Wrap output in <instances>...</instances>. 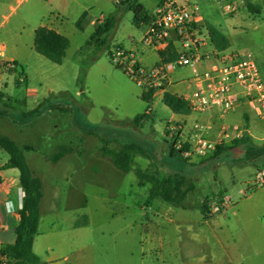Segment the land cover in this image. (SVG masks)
Wrapping results in <instances>:
<instances>
[{
	"label": "rangeland",
	"instance_id": "1",
	"mask_svg": "<svg viewBox=\"0 0 264 264\" xmlns=\"http://www.w3.org/2000/svg\"><path fill=\"white\" fill-rule=\"evenodd\" d=\"M46 1L27 0L19 13L28 7L33 16L12 35L4 29L0 32V45L6 46V57L18 59L19 70L23 67L28 75V84L17 82L10 91L18 104L10 105L8 116L18 126L5 119L6 123L0 121V133L9 135L21 147H34L33 151H25V156L31 171L44 182L42 230L62 232L60 236L54 234L50 242L66 248L71 264H141V243L154 241L156 236L169 239L175 230L170 228L179 225L183 228L174 232L173 239L190 244L195 258L207 255L223 264H264V187L251 190L249 185L247 196L237 195L236 191L252 179L254 168L246 166L247 160L254 158L247 154L249 148H254L251 139L230 156L225 152L216 158L171 157V149L178 148L165 131L180 124L176 123L179 117L161 102L150 104L142 100L144 87L128 76L126 61L114 55L118 46L124 51L134 48L135 52H126L133 55L136 67H142L138 59L145 52L148 54L143 58H151L149 65L157 62L158 53L142 43L148 24L137 27L133 11L117 7L112 0H48L50 7ZM139 1L147 8L158 2ZM56 9L62 11L57 15L60 21L57 28L70 41L61 65L53 64L34 50V29L46 23ZM108 18L116 22L106 36V46L88 45L97 27ZM233 18L219 15L220 21ZM239 20L243 28L234 39V48L254 57L264 81V6L257 15L245 11ZM189 76L187 69H179L172 81ZM30 91H36L37 96L26 95ZM38 100L45 101V108L24 118L23 114L34 109ZM6 110L0 103V112ZM244 110L252 118L256 116L247 107ZM143 114L147 117L143 128L138 129L131 121ZM103 140L113 150L130 143L140 145L146 156L137 157L133 170L123 173L101 156ZM62 147H71L74 152L57 164L46 160ZM243 148L248 149L242 151ZM229 165L233 166L232 171ZM138 169L165 176L180 173L187 185L193 184L196 189L189 194L185 207L159 199L151 201L148 207L150 185H139ZM215 175L218 188L233 193L234 207L223 217L224 226L228 227L224 248L216 245L198 222L202 219L203 205L209 206V202L223 196L212 188ZM171 209L178 212L175 216L178 222L172 226L170 217L165 215ZM77 216L80 223L88 217L91 222L79 237L70 228ZM77 243L88 247L82 253L70 254ZM53 257L55 261L61 259L59 251Z\"/></svg>",
	"mask_w": 264,
	"mask_h": 264
},
{
	"label": "built area",
	"instance_id": "2",
	"mask_svg": "<svg viewBox=\"0 0 264 264\" xmlns=\"http://www.w3.org/2000/svg\"><path fill=\"white\" fill-rule=\"evenodd\" d=\"M117 7H124L125 0H112ZM222 12L234 15L240 10L236 1L224 2ZM142 43L156 51L174 54V60L151 69L136 67L133 55L116 48L115 56L126 61V72L130 78L144 87L145 91H162L170 74L176 70L190 68L193 71V91L183 97L193 114L205 115L217 112L223 116L236 113L247 107L260 118H264V81L253 56L244 52H207L211 42L210 32L198 5L186 1L161 0L152 20L142 37ZM4 46H0V94L9 84L24 83V77L15 61L6 57ZM167 57V56H166ZM210 61L211 63H207ZM206 128L196 122L190 129L189 137L183 141L184 129L181 124L171 126L169 138L180 150L185 145V158H205L213 154L218 146L241 139L247 132L238 126L222 128L217 141L205 136ZM250 187V186H248ZM247 187L246 192L249 191ZM253 188L264 187V166L256 173ZM232 205L229 195L209 203L210 215L226 213Z\"/></svg>",
	"mask_w": 264,
	"mask_h": 264
},
{
	"label": "crops",
	"instance_id": "3",
	"mask_svg": "<svg viewBox=\"0 0 264 264\" xmlns=\"http://www.w3.org/2000/svg\"><path fill=\"white\" fill-rule=\"evenodd\" d=\"M26 1L27 0H0V32L4 29L7 34L12 35L13 31L17 30L20 24L21 25L26 24L28 17L33 16V13L31 12L29 13L28 11V9L31 10V8H28V7L24 10V12L21 15L19 13V11L25 7ZM175 1L178 2L179 4H184L186 1H189L193 4L198 5L200 10L202 11V14L204 15L207 25L209 24V25L214 26L216 29L222 32L229 39L230 47L227 50L223 51V53L237 52L236 49L234 48V39L237 37L238 31L243 28L239 20L240 15H242V13H244L245 11H248L250 14L257 15L261 13L262 6H264V0H175ZM229 1H236L240 4V10L234 15H225L222 12L221 8H222L223 3L229 2ZM137 2L138 4L143 6L144 10L147 12L148 16L152 20V16L155 10L157 9L159 3L161 2V0H158V2L152 8H147L145 4L141 3L139 0H137ZM259 4H261L262 6L260 7ZM46 5L50 7V2L48 0L46 1ZM53 12L54 13L51 14V16L47 18L46 23L40 24L38 27L44 26V27L55 30L56 32L62 34V30L57 28V25L60 22L58 20L59 16L57 15H60L62 11L56 9ZM219 15H222L225 17L227 16L234 17V18L233 20H229V21L227 20L220 21ZM43 16H44L43 18H46L45 14ZM148 25H147V28H148ZM38 27H36L34 31ZM0 46H4L5 51H6L5 45H0ZM126 51L135 52L134 48L132 50H126ZM205 51L215 52L217 50L214 48L213 44H210L206 47ZM145 53L148 54L147 52ZM146 54L139 56L138 60L140 61L141 66L148 70H151L159 66L163 62L159 56V60L157 62L153 61V63L149 65V63L147 62L151 58H143V56H145ZM9 59L19 64L18 59L14 57H11ZM207 63H211V62L208 61ZM20 68H21L22 75L24 77L23 84H28V75L25 72L23 67H20ZM184 69H187L189 71L190 76L188 78H183V79H180L174 82L172 81V77L176 74L177 70L172 72L167 80L166 85L162 89V91L157 92L156 94L154 93L150 104H153L155 101L163 103V96L165 92H170L179 97H185L186 95L190 94L193 91L194 89V86L192 83L193 71L190 68H184ZM178 86L183 87V89H181L180 91L178 89L176 90V87ZM12 88H13V84H9L6 90L4 91V94L7 95L8 97H12L10 94V91ZM26 95L30 97H36L37 93L36 91H30ZM35 105L36 106L34 109H32L28 113L23 114L24 118L32 116L36 112L37 113L41 112V110L45 108V101L38 100ZM150 111L152 112L151 108H150ZM9 117L10 116L0 118V121H5L6 123L5 119H7V121L10 122L12 125L18 126V124L14 122L13 120L10 121ZM175 117H179L176 123H180L183 126V129H184L183 141H185V139L189 137L188 134L193 124L196 122H199L206 128L205 136L212 141H217L219 139L220 133L223 127L238 126L240 128H244L247 130L245 135L250 137L252 143L254 144V148H260L264 144V118H260L257 115L254 118H252L251 115L247 111L244 110V107L241 108L239 112L230 113L225 116L214 111V112H211L205 115H196V114L191 113L190 115H175ZM170 128L171 127H167L165 133H168ZM0 134L4 136H9L3 133H0ZM241 147H244V146H241ZM238 148L239 147H237V149ZM245 149H248V148H243L242 151ZM234 150H236V148L226 153L228 155L229 154L232 155L233 154L232 151ZM71 154L72 153L68 154L63 159H61L59 162L66 159ZM212 156H214V154L208 155V157H212ZM49 158H47L46 160L48 161ZM9 159H10L9 155L0 149V251L6 246L12 245L16 242V229L20 224V219H21L20 212L23 207V198H24V191L20 183V172L17 169H6V165L8 164ZM192 162L196 163L194 160H192ZM226 164L227 163H223L222 166H226ZM247 165L252 166L254 168L251 173L252 179L250 180V182L248 181V183H245L244 186L237 188L236 190L237 195L247 196L246 189L254 181L257 171L264 166V158L262 159L261 158L260 159L259 158L258 159L249 158L246 162V166ZM229 169L232 171L234 168L232 165H229ZM197 175H199V173H197ZM193 176L194 174H192V177ZM42 183H43V192H44L43 180H42ZM212 188L216 190L215 193L222 192V195H226V194L229 195L233 202V193H228L226 189L218 188L217 175H215V181L212 183ZM188 199H189V195L187 197L186 202L188 201ZM43 200H44V194H43L41 208H40L41 209L40 226H39L38 235L34 241L33 251L40 259L39 264H62V263L71 264L69 263L71 260L70 255L66 254V251H65L66 248L60 245H55L57 246L55 247L50 242V238L53 237L54 234L55 235L59 234L60 236L62 232L61 231L56 232V230L54 229H49L48 231L42 230ZM233 207L234 206L232 204L226 213H228L230 209ZM209 212H210L209 206H207L206 211H203L202 209L201 210L202 219H199L198 222L201 224L202 228L204 227L209 232L211 238L216 242V245H218L220 248H224L225 247L224 236L228 231L227 229L228 227L224 226L225 221L223 220V217H225L224 215H226V213L219 214V215H210ZM166 213L167 214L165 215L170 217L168 220L170 223V226H172L171 224H175L176 222H178L175 218V216L178 215L177 210L171 209L169 212L166 211ZM156 217L158 216L156 215ZM78 222H80V220L78 219V216L74 217V220L70 228L71 230H73V234H76L79 237V234H81L84 229L86 230L90 226L91 222H90L89 217L86 219V221L82 222L81 226L76 225ZM182 228L183 227L179 225L175 226V228L171 227L170 230L172 231L174 229L175 230L171 232L173 234H171L169 239L165 237L162 238V237L156 236L154 238L155 239L154 241L147 240V243L144 245L142 242L141 245L143 249L142 251L143 257L141 259V262H142L141 264H145L146 261H149L152 264H223V261L217 260L216 258L212 256L204 255L202 258H195L193 256V252L191 250L190 244H188L187 242L182 243L181 241H175L173 239L174 232L178 233V231ZM160 229H162V227ZM163 229H167V228H163ZM87 247H88L87 244L83 245V244L77 243L74 247V250L70 251L69 253L71 254L74 252V254H79V253H82V251H84ZM72 248L73 247L71 246V249ZM56 251H59V256L61 258L57 261H55L54 260L55 258L53 257ZM167 256H169V258ZM230 261L232 262L233 259H230ZM1 264H13V263L8 259H1Z\"/></svg>",
	"mask_w": 264,
	"mask_h": 264
},
{
	"label": "trees",
	"instance_id": "4",
	"mask_svg": "<svg viewBox=\"0 0 264 264\" xmlns=\"http://www.w3.org/2000/svg\"><path fill=\"white\" fill-rule=\"evenodd\" d=\"M125 7L134 13V24L138 27L142 23L149 24L151 18L144 10L143 6L138 4L137 0H125ZM116 20L108 18L104 24L97 27L90 38L88 45L97 43L99 47H105L107 43V34L115 27ZM211 36V42L218 52H223L230 47L229 39L218 29L212 25H207ZM70 47L69 39L44 26H40L35 30L34 50L37 54L46 58L56 65H61L66 56L67 50ZM119 48V47H118ZM121 49V48H120ZM161 59L165 62L174 60L175 55L159 53ZM167 56V57H166ZM17 64V63H16ZM18 65V64H17ZM19 66V65H18ZM118 68H120L118 66ZM155 90L144 91L141 95L142 100L150 103ZM0 103L5 108V112H0V118L8 116L11 104L18 102L5 94H0ZM163 104L172 111L175 115H190L191 111L187 102L183 97H179L170 92H165L163 96ZM147 115H139L131 121L134 127L143 128V122ZM250 143V138L244 135L241 139L235 140L229 144H224L217 147L213 153L215 158L223 155L225 152L231 151L237 147L245 146ZM0 149L6 152L10 159L6 165V169H17L20 172V183L24 191L23 207L20 212V224L16 229V242L8 245L0 251L1 259H8L13 264H39L40 259L33 251L35 238L38 235L40 220H41V202L43 198V183L42 180L35 176L31 171L25 151H33L31 146H19L15 141L7 136L0 134ZM248 155H252L258 159L264 154V144L261 148H249ZM188 150L185 145L183 149H171V157L183 158V153ZM255 151V152H254ZM74 149L62 147L59 151L49 158L53 164L58 163L61 159ZM100 154L103 158L108 159L119 171L129 173L133 170V164L137 157L146 156L144 149L137 144H125L117 150L108 148V142L103 140V147L100 149ZM139 185H150L149 199L147 206L154 200H161L167 204H172L178 207H185L188 195L195 191L193 184L187 185L186 178L180 173L170 175H162L159 172L151 173L141 169L136 170ZM207 205H203V211H206ZM86 221V220H85ZM77 226L82 223L78 222Z\"/></svg>",
	"mask_w": 264,
	"mask_h": 264
}]
</instances>
